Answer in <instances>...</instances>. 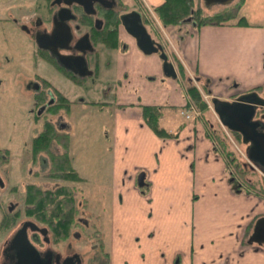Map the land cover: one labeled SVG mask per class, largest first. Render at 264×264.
Instances as JSON below:
<instances>
[{
  "label": "crops",
  "instance_id": "1",
  "mask_svg": "<svg viewBox=\"0 0 264 264\" xmlns=\"http://www.w3.org/2000/svg\"><path fill=\"white\" fill-rule=\"evenodd\" d=\"M134 1L132 10L144 14L153 35L171 43L174 59L189 75L210 80L214 95L226 98L264 86V26L163 27L154 11L165 0ZM120 33L127 47L118 51L100 45L97 68L103 76L108 67L119 66L117 76L124 79L113 97L115 103L117 97L128 100L119 102L114 116L110 264H264V245L249 243L256 221L264 216V196L232 186L226 159L215 151L202 124L166 141L145 124L142 105L184 107L188 100L179 80L161 88L151 78L161 77L158 56L144 55L122 27ZM133 77L152 87L148 95L141 97L131 88L138 86ZM45 79L76 101L65 80ZM128 87L131 91H124ZM58 123V130L69 134L65 117ZM141 174L144 187L136 177ZM79 176V184L87 181ZM258 176L250 180H260Z\"/></svg>",
  "mask_w": 264,
  "mask_h": 264
},
{
  "label": "rangeland",
  "instance_id": "2",
  "mask_svg": "<svg viewBox=\"0 0 264 264\" xmlns=\"http://www.w3.org/2000/svg\"><path fill=\"white\" fill-rule=\"evenodd\" d=\"M133 1L123 0V3L127 5V12L132 10V4L135 5L137 2ZM196 1H199L208 13H215L224 7H206L203 0ZM48 3V0H0V151L4 153V158L0 156V176L6 184L5 188L0 191V200L7 202L14 197L19 201L20 209H23V200L26 196V187L28 185L36 184L42 186L43 182L45 183L43 186H51V184L56 186L55 183L61 184L59 181H46L44 174L47 170H41L39 166H34L33 164L34 139L42 130V125L41 122L36 123L34 120L35 94L29 89V86L36 74L43 77L51 76L57 80H65L66 86L69 87L68 90L77 102L74 100L75 102L72 104L70 111H62L61 116L65 117L70 129L67 131L71 136L70 152L73 165L78 173L87 180L85 183H75L74 185L75 190L79 193V200L83 207H81L83 211L80 212L77 218H83L89 222L88 227H83L80 224L76 229H72L71 234L72 232L73 234H78V238L72 236L68 242L72 243L74 249L80 252L82 256L84 255L86 264H98V253L102 252L103 256L106 255L105 252H108L111 241V186L113 157L114 152L116 153L114 146L115 133L113 132L114 116L119 112V102L128 101L125 98L117 97L115 103V97L113 96L116 93L115 86L118 83L120 85L124 78H118L119 66L115 64V66H110L103 71V76L97 73L96 77L85 81L83 84L72 81L77 86V88H74L68 82L69 79L53 66V63L48 61L51 64L45 65L41 59L38 62L39 53L37 47L32 37L25 33L19 24L22 25L26 18L36 13L46 15ZM242 13L251 26H264V0H246ZM156 27L157 30H160L158 23H156ZM125 35L128 36L127 34ZM167 36L171 35L168 33ZM158 40L160 39L158 38ZM163 43L167 46L168 53L172 55L170 56L173 60L175 57L171 43L168 40ZM37 62L40 63L39 71H36ZM46 66H48L47 69ZM145 71L147 72L148 70ZM159 74L161 77L155 78L152 76L151 78L158 80L161 88L174 84L173 80L167 79L163 75L162 70ZM191 78L195 79L193 76ZM110 79L117 80L110 81ZM133 80L138 83V86L137 88L135 86L131 88H134L141 97L143 94H149V90L152 89L150 85L141 82L136 77H133ZM154 80L148 81L154 82ZM179 81H182L181 76ZM205 83L206 80L203 78V80L195 84H197L199 89L201 88L200 91L208 104L211 121L217 123L218 119L214 109L211 107V99L213 96L219 95H214L213 93L209 95V92L203 89ZM207 83L209 84L208 89L211 90V82ZM131 88L128 87L124 91L130 92ZM128 92H125V94L129 95ZM125 94L123 93L124 97ZM233 94L235 95L236 93L226 94V98L231 99ZM220 97L224 96L220 95ZM106 101L111 103L106 104ZM92 102H102L99 104H105V108H100ZM165 106V117L162 120V125L171 132H178L179 136L176 139L178 140L181 135L195 124L194 117L199 116L200 113L198 109L193 107V111L188 112L192 120H187L185 115L182 114L185 108L176 107V109H173L170 104ZM198 124H196L197 127L199 126ZM202 125L205 126L204 124ZM205 128L207 129V126ZM196 135L199 139L201 131L198 130ZM159 138L166 141L164 138ZM227 138L233 144L235 151L240 154L246 153L247 145L242 140L236 138L231 132L227 133ZM113 147L114 150L112 149ZM33 169L38 175L31 173ZM228 174L229 181L235 189L236 186L241 185L239 180H235L230 176V171H228ZM139 176H136L138 184ZM24 219H27V217H24ZM1 222L2 214L0 211V264L2 262L1 246L3 241L10 235L14 229L13 227H16L19 221L11 226L3 223L10 227L8 229ZM50 235L53 238L51 233ZM93 245H96V250L92 249ZM102 246L103 250L101 249Z\"/></svg>",
  "mask_w": 264,
  "mask_h": 264
},
{
  "label": "trees",
  "instance_id": "3",
  "mask_svg": "<svg viewBox=\"0 0 264 264\" xmlns=\"http://www.w3.org/2000/svg\"><path fill=\"white\" fill-rule=\"evenodd\" d=\"M120 3V7L116 10L101 9L100 14L106 21L105 27L102 30L95 29L92 26V17L80 11L81 23L89 28L94 45H104L108 49L123 51L125 42L121 39L119 30L122 26L121 16L127 12V5L123 3V0H120ZM244 6L245 0H238L231 5L224 6L215 13H208L200 2L196 0H165L154 12L163 27H177L191 23L194 24L197 29H201L205 26L223 27L249 25L246 17L243 16L242 13ZM175 63L182 79L180 83L188 100L186 106L182 108L188 109L195 107L198 109L200 114L194 117V123H202L207 126L208 137L213 141L215 151L226 159L230 176L241 182V185L236 186V190H250L264 196V183L261 177H259L260 175L257 172H251L245 166V160L238 151L233 149V144L230 143L227 134L224 132L219 122L215 123L211 121L209 116L211 113L208 109V104L197 84L193 83L179 59L176 58ZM69 77L78 84H83L85 82L84 79L71 74ZM198 79L203 80V78L199 76ZM51 87L50 84H46V88L51 89ZM208 88L209 84L206 82L203 89L208 92L210 90ZM254 90L260 91L264 96V86L257 87ZM55 96L56 103L48 108L46 119L49 118L50 115L58 114L64 110L69 112L73 104L58 91L55 92ZM93 104H96L100 108L105 107V104L94 102ZM170 107L176 109V107ZM141 108L145 124L158 137L164 139L178 138L179 134L177 132H171L162 125L166 106L145 105L141 106ZM233 135L239 140H242L238 133H233ZM70 143L71 138L69 134L60 132L51 122H47L42 133L34 139L33 155L36 158L35 162H37L41 154L46 153L49 157L51 168L47 177L69 182H79L82 180L73 166V159L70 154ZM54 146L60 148V154H55L53 152ZM253 176H258L260 180L252 182L250 178H253ZM26 200L27 204L31 206L27 212V216L34 219L39 224L46 226L55 241H59L60 239L65 240L70 237L74 222L77 216L80 215V212L83 211L78 191L65 185L54 190H46L41 186L31 184L26 191ZM2 225L5 224L2 223ZM8 225L11 226L12 223ZM5 226L7 229L10 228L7 225ZM97 259L98 264H110L109 253L103 256L102 252H99Z\"/></svg>",
  "mask_w": 264,
  "mask_h": 264
},
{
  "label": "water",
  "instance_id": "4",
  "mask_svg": "<svg viewBox=\"0 0 264 264\" xmlns=\"http://www.w3.org/2000/svg\"><path fill=\"white\" fill-rule=\"evenodd\" d=\"M206 7L228 6L236 0H203ZM65 5V7L54 16V30L52 34H46L36 39L38 47L47 50L59 66L66 71L81 78L92 77L94 72L89 69L86 58L87 50L94 51L90 34L80 38L75 48H68L73 40L72 29L69 25L71 20H77L71 6H81L88 16H96L98 11L96 4L105 9H114V0H54L53 5ZM60 19V20H59ZM121 23L124 30L135 40L138 49L146 56L158 55L162 61V71L166 78L178 80L179 74L174 62L171 60L166 47L158 42L150 33L144 22V15L141 11L133 10L121 16ZM103 21L97 19L95 27L98 30L103 28ZM61 43V45H60ZM80 52L77 56L63 54L60 49ZM214 110L219 116L221 124L232 133L241 135L243 143L247 145V158L255 171L257 170L264 177V121L256 119L259 109H264V97L257 91L244 93L233 101L213 97ZM264 119V116H263ZM145 174L139 176V186H145ZM29 230L41 234L46 242L50 243L49 229L41 227L34 221H27L23 224L13 240L17 260L15 264H51L49 252L45 257L32 244L29 239ZM250 244L264 245V216L256 221L252 235L249 238Z\"/></svg>",
  "mask_w": 264,
  "mask_h": 264
},
{
  "label": "flooded vegetation",
  "instance_id": "5",
  "mask_svg": "<svg viewBox=\"0 0 264 264\" xmlns=\"http://www.w3.org/2000/svg\"><path fill=\"white\" fill-rule=\"evenodd\" d=\"M114 1H116L115 8L111 9V10H116L120 7V4H121L120 0H114ZM48 2H49L48 3L49 5L47 8V14L46 15L36 13L35 15L26 18L25 21H23L22 25L19 24V26L22 28L23 31H25V33H27L29 36L32 37L34 44L37 47V51L39 53V57L37 58V61L39 62V60L41 59L44 62L49 61V62L53 63V66H55L60 72H62L69 79L70 74L73 76H75V75L73 73L66 71L61 66H59L57 64L56 60L51 57L50 53L47 50L40 49L38 47L37 42H36V39L38 37H41V39H42L43 35L52 34V32L54 30V16L56 13L60 12L65 7V5H63V4L62 5H59V4L53 5L54 0H50ZM70 8H71L73 14L77 16V20H71L69 22V25L72 29L73 40L69 44L68 48H75L77 41L80 38H82L85 34H88V33L90 34L91 42L94 45L92 35H91L89 28L86 25H83V23H81V12H83L85 14L83 8L77 4H73ZM96 8L98 11L97 15L96 16H90L93 19V21H92L93 25L92 26L95 29H97L95 27V21L97 19H100L104 23L103 24V28H104L106 21H105L104 17L101 16L100 12H101V9H105V8L102 7L100 4H96ZM105 10H110V9H105ZM119 33H120V30H119ZM60 45H61V43H60ZM102 46H104V45H102ZM125 47H127L126 43H125L124 49H125ZM99 48H100V45L99 46L94 45V51L87 50V52H86V58L88 60L89 69L94 72V75L92 77H87V78H81L79 76H76V77H79V78L87 81V80H91V78H94L97 76L96 75L98 73L97 68H98V64L100 62L99 58H100V54H101ZM59 49L63 54H67V55H71V56H77L80 54V52L78 50L71 51V50H65V49L63 50L61 48H59ZM47 56H48L49 60H47ZM38 62H37L36 71L40 70V63H38ZM46 84L51 85V83H49L45 79V77L36 74L35 78L30 82V86H29V89H31L35 94L34 96H35V107L36 108L33 111L34 120L36 123L41 122V125H42V127H41L42 130L39 132L38 136L44 130V126L47 122H51L54 125V127L58 129V127H59L58 121L60 120L61 112H62L61 111L60 113L54 114V115L52 114L49 116V118L46 119V117H47L46 112H47L48 108L50 106L55 105V103H56L55 92H57V90L54 87H51V89L46 88ZM118 84H117V86H118ZM257 92L262 97H264L260 91H257ZM244 93H247V92H241V93L238 92L235 95L233 94V96H231V99H229V100L233 101L237 97H239L240 95H242ZM263 116H264V109L262 108V109L258 110L256 119H258V120L261 119L262 121H264ZM53 152L55 154H60L61 150L57 146H54ZM70 154H71V152H70ZM0 156L2 158H4V153L2 151H0ZM1 157H0V159H1ZM46 157H47V159H49V157L46 153L41 154L38 157L37 162H35L36 158L33 155L32 159H33L34 166H36V163H37V165L39 166V168L41 170L42 169L47 170V172L44 174L46 181L47 180H54V181L61 182V184L55 183L56 186H53V184H51V186H43V185H45V183L43 182L42 183L43 185L41 187L46 189V190H54L60 186L65 185V186L71 187L72 189H75L74 185H75V183H78V182L62 181L60 179L47 177V174L49 173L51 165H50L49 160L46 162V160H45ZM245 166L251 172L256 173V171L247 163H245ZM31 173H33V174L35 173L36 175H38L34 169L31 170ZM5 185L6 184L4 183V180H2V178L0 176V191L5 188ZM28 186L26 187V191H27ZM38 186H40V185H38ZM18 202L19 201L14 197H12V199L10 201H7V202L2 200V199L0 200V211L2 214V222L1 223H6V224L12 223V225H14L17 221H19L17 226L13 227L14 229L12 228L13 231L10 233V235L8 237H6L3 241V244L1 246V249H2L1 250V258H2L1 264H15L16 263L17 260L15 259V255H16L17 250L15 249V247L12 244H13V240L15 239L14 236H15L16 232L20 228H22V226L25 222L31 220V221H34L35 223H37L41 227H46V226L39 224L37 221H35L34 219H31L30 217L27 216V212L31 208V206H29L27 204L26 196L23 200V209H20ZM84 208H85V206H84ZM4 210H5V212H4ZM24 217H27V219H24ZM80 224L83 227L89 226V222L86 219H83V218L78 219L77 218L76 221L74 222L73 229H76V227H78ZM72 236L74 238H78V234H76V233L73 234V232L70 235V237H72ZM70 237L68 239H65V240L60 239L59 241H57V240L55 241L51 237L50 232H49V238H50V243H49V242L45 241L44 237L41 234L36 233V232H31L29 230V239L32 242V244L38 249V251H40L42 253V256L45 257L49 252L52 253L53 256L50 257V263L51 264H86L84 255L82 256V254L80 252H78V251H76V249H74L72 243L68 242ZM95 247H96V245H93L92 249L96 250ZM101 249L103 250V246L101 247ZM105 254H106V252H105Z\"/></svg>",
  "mask_w": 264,
  "mask_h": 264
}]
</instances>
